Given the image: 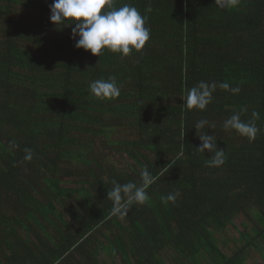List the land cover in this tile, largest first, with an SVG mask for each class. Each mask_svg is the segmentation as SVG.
Returning a JSON list of instances; mask_svg holds the SVG:
<instances>
[{
  "label": "trees",
  "instance_id": "1",
  "mask_svg": "<svg viewBox=\"0 0 264 264\" xmlns=\"http://www.w3.org/2000/svg\"><path fill=\"white\" fill-rule=\"evenodd\" d=\"M52 3L0 0V264H264V0H116L150 28L127 57L77 49ZM112 76L119 97H94ZM200 81L212 102L189 110ZM237 112L259 113L253 142L225 129ZM145 168L148 199L115 214L113 181L140 187Z\"/></svg>",
  "mask_w": 264,
  "mask_h": 264
},
{
  "label": "clouds",
  "instance_id": "2",
  "mask_svg": "<svg viewBox=\"0 0 264 264\" xmlns=\"http://www.w3.org/2000/svg\"><path fill=\"white\" fill-rule=\"evenodd\" d=\"M222 9L235 7L239 0H218ZM147 18L142 16L138 9L131 4L125 3L121 7L116 6V0H53L50 5V21L54 25H74L71 38L75 40V47L90 52L93 56L103 55L104 50L124 57L134 51L139 53L150 39V28L146 26ZM78 37V39H76ZM217 85L200 81L196 86L187 90L186 107L203 111L212 102V92ZM219 87L225 90L231 88L228 83H220ZM90 92L97 99L107 101L114 100L120 95V86L116 77L108 79H97L90 83ZM233 93H238L239 88H231ZM253 120L245 122L241 120V113H234L224 123L225 129H232L241 136L247 137L249 142L256 139L260 131L255 123L259 119V113H252ZM207 122H197L196 128H203ZM201 145L197 150L209 152L214 155L207 161L208 166L219 167L226 161L223 149L217 147L215 137L203 134L198 137ZM25 161L32 159V150L25 149ZM142 186L129 182L120 184L113 181V188L107 192L116 207L114 213L119 216H126L129 212V205L133 202L144 204L148 199L146 188L153 182L151 173L145 168L142 173ZM177 194H169L165 199L174 203ZM127 197V202L124 198Z\"/></svg>",
  "mask_w": 264,
  "mask_h": 264
},
{
  "label": "rangeland",
  "instance_id": "3",
  "mask_svg": "<svg viewBox=\"0 0 264 264\" xmlns=\"http://www.w3.org/2000/svg\"><path fill=\"white\" fill-rule=\"evenodd\" d=\"M128 161H129V160H128ZM249 263L252 264L253 262L250 260Z\"/></svg>",
  "mask_w": 264,
  "mask_h": 264
}]
</instances>
